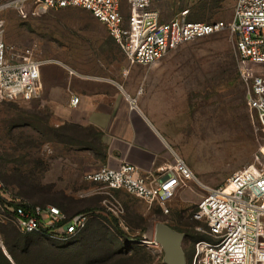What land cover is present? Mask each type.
Returning a JSON list of instances; mask_svg holds the SVG:
<instances>
[{
  "label": "rangeland",
  "instance_id": "obj_1",
  "mask_svg": "<svg viewBox=\"0 0 264 264\" xmlns=\"http://www.w3.org/2000/svg\"><path fill=\"white\" fill-rule=\"evenodd\" d=\"M234 3L154 0L152 7L159 9L165 20L188 8L191 21L211 23L230 21ZM0 22L6 46L28 51L36 58L58 59L77 70L107 75L122 72L123 63L131 64L104 24L82 8L41 9L28 1L19 7L0 9ZM242 67L264 73V64L237 58L228 30L183 43L158 63L140 66L139 95L197 181H190L169 203V213L160 210L150 221L140 215L145 202L130 200L124 209L121 205L122 212L115 214L118 217L109 212V201L101 202L109 208L100 214L103 217L97 239L121 248L116 264H134L139 259L141 264H167L163 247L149 236L157 221L183 234L185 262L192 264L197 243L208 239L206 225L193 218L204 186H219L246 165L264 164V128L248 106L240 78ZM38 105L34 100L14 102L0 91V184L8 195L28 202L59 204L70 214L79 210L83 199L70 195L66 165L75 156L69 143L93 133L84 127H54L48 106ZM152 208L158 209L155 205ZM115 219L128 235L125 243L112 225ZM4 226L0 223V255L15 264L5 248ZM8 228L25 235L17 228ZM44 238L57 242L58 247L68 243ZM199 249L196 264H200L203 246Z\"/></svg>",
  "mask_w": 264,
  "mask_h": 264
},
{
  "label": "built area",
  "instance_id": "obj_2",
  "mask_svg": "<svg viewBox=\"0 0 264 264\" xmlns=\"http://www.w3.org/2000/svg\"><path fill=\"white\" fill-rule=\"evenodd\" d=\"M28 1L41 9L88 10L104 24L132 65H154L181 44L223 30L231 34L235 54L241 62L264 64V0H235L230 21L211 23L189 20L188 8L165 20L161 11L152 7L154 0H5L0 9L19 7ZM53 61L8 48L0 22V91L6 98L21 103L39 98L43 88L41 68ZM240 78L248 106L264 128V73L242 67ZM71 103L76 105L78 98L73 97ZM131 105L134 107L135 101ZM84 179L104 186L110 196V210L116 215L122 212V207L111 190H123L169 213V203L190 181H197L191 168L180 158L159 174L143 173L134 164L124 162L116 169L101 166L85 173ZM0 198L23 204L6 203L0 213V223H12L22 233L72 240L89 219L86 213L68 217L57 205L27 203L8 195L3 184H0ZM193 218L206 225L208 239L197 243L192 264L197 262L200 245L203 246L200 264H264V164L246 165L223 184L204 186V195Z\"/></svg>",
  "mask_w": 264,
  "mask_h": 264
},
{
  "label": "crops",
  "instance_id": "obj_3",
  "mask_svg": "<svg viewBox=\"0 0 264 264\" xmlns=\"http://www.w3.org/2000/svg\"><path fill=\"white\" fill-rule=\"evenodd\" d=\"M140 66L143 65L123 63L120 67L122 72L107 75L77 70L54 59L41 68L42 93L34 101L38 106H48L54 127H84L93 133L91 137L69 143V149H73L75 156L66 165L72 188L70 195L83 199V205L70 214L63 210L67 216L95 205L102 208L98 213L104 214L106 207L101 202H107L110 196L101 184L86 181L85 173L101 166L116 169L128 162L143 173L159 174L179 158L174 146L152 118L146 101L139 95ZM73 97L78 98L76 105L71 103ZM132 101H135L134 107ZM110 193L123 209L124 205H130V200L145 202L123 190H111ZM145 204L146 208L140 215L149 221L162 211L157 204L152 205L158 209ZM85 227L92 228L89 224ZM85 227L73 238L76 242L81 238L77 249L86 247L85 238L80 236ZM119 239L125 243V238Z\"/></svg>",
  "mask_w": 264,
  "mask_h": 264
},
{
  "label": "trees",
  "instance_id": "obj_4",
  "mask_svg": "<svg viewBox=\"0 0 264 264\" xmlns=\"http://www.w3.org/2000/svg\"><path fill=\"white\" fill-rule=\"evenodd\" d=\"M6 201V199L0 198V204L3 205L2 207H5L6 203H12L16 206L23 205L22 203L18 202ZM25 202L33 205L48 204L28 201ZM55 205L59 206L66 212L63 206L59 204ZM101 209V207L96 206L79 211V213H86L89 215L86 225L89 224L92 227L89 229L85 227L82 234H80L85 238L84 246L86 247H84L82 250L77 249L80 242L78 243L73 241V239L66 240L68 242L67 244L58 247L57 242L49 240L48 238H44L48 237L45 235L37 233H23L25 235H21L15 231V229L8 228V226L16 228L12 223H3L6 225L4 226L3 231L5 234V248L10 252L15 264H116V256L122 253L121 248H116L112 242H104L97 239V237L100 236V233L97 230H99V227L101 226L100 223L103 217L98 213V211ZM109 212L113 214L111 210H109ZM113 215L116 216L115 214ZM70 216L68 215V217ZM103 220H105V218H103ZM112 222V225L117 231L118 235L121 236V238H128L126 231L119 225V222L116 219ZM94 235L96 236V239L92 237ZM24 252L27 253V256L23 255ZM139 261L138 263L135 262L134 264H141L142 259H139ZM0 264L12 263L9 262L7 258L0 255Z\"/></svg>",
  "mask_w": 264,
  "mask_h": 264
},
{
  "label": "water",
  "instance_id": "obj_5",
  "mask_svg": "<svg viewBox=\"0 0 264 264\" xmlns=\"http://www.w3.org/2000/svg\"><path fill=\"white\" fill-rule=\"evenodd\" d=\"M152 228V240L163 247L167 264H186L182 248L183 234L163 222L156 223Z\"/></svg>",
  "mask_w": 264,
  "mask_h": 264
},
{
  "label": "bare ground",
  "instance_id": "obj_6",
  "mask_svg": "<svg viewBox=\"0 0 264 264\" xmlns=\"http://www.w3.org/2000/svg\"><path fill=\"white\" fill-rule=\"evenodd\" d=\"M217 121V120H216ZM218 123V122H217ZM209 125V124H208ZM205 126V125H204ZM212 126H213V124H212ZM210 127V126H209ZM218 127V126H217ZM193 128V127H192ZM200 128V127H199ZM214 130H215V128H214ZM210 131V130H209ZM219 131V130H218ZM218 131H216V132H218ZM205 134V133H204ZM211 134H213V133H211ZM207 135V134H206ZM209 135V134H208ZM218 137V136H217ZM220 137V136H219ZM218 137V138H219ZM212 138V137H211ZM221 139H222V137H221ZM220 139V140H221ZM223 140V139H222ZM217 143V142H216ZM149 236H150V238L151 239H153V229H152V231L149 233ZM153 241V243H155V244H157L156 242H154V240H152Z\"/></svg>",
  "mask_w": 264,
  "mask_h": 264
}]
</instances>
